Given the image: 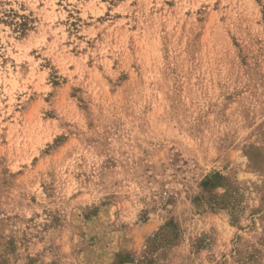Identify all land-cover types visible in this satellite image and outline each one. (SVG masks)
I'll list each match as a JSON object with an SVG mask.
<instances>
[{
  "label": "rangeland",
  "instance_id": "1",
  "mask_svg": "<svg viewBox=\"0 0 264 264\" xmlns=\"http://www.w3.org/2000/svg\"><path fill=\"white\" fill-rule=\"evenodd\" d=\"M0 264H264V0H0Z\"/></svg>",
  "mask_w": 264,
  "mask_h": 264
}]
</instances>
